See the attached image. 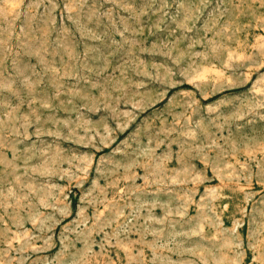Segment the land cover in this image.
I'll return each mask as SVG.
<instances>
[{"label": "rangeland", "instance_id": "374dc122", "mask_svg": "<svg viewBox=\"0 0 264 264\" xmlns=\"http://www.w3.org/2000/svg\"><path fill=\"white\" fill-rule=\"evenodd\" d=\"M0 264H264V0H0Z\"/></svg>", "mask_w": 264, "mask_h": 264}]
</instances>
